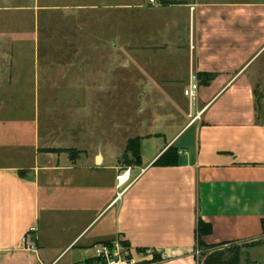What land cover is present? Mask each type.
<instances>
[{"label":"crops","instance_id":"crops-1","mask_svg":"<svg viewBox=\"0 0 264 264\" xmlns=\"http://www.w3.org/2000/svg\"><path fill=\"white\" fill-rule=\"evenodd\" d=\"M173 2L179 4L62 0L46 6L75 14L77 27L90 16L92 44L123 45L129 54L136 45L146 59L155 54L152 72L135 62L154 76L147 90L173 86L184 93L193 77L200 89L195 102L183 95L188 104L176 125L164 128L171 117L156 116L154 125L163 130L142 138L141 164L128 166L132 184L121 196L116 177L127 167L119 163L126 147L102 144L95 158L91 152L70 158L46 152L37 125L29 146L15 129L26 118L0 117L6 159L0 164V264H56L68 256L65 264H77L95 244L117 239L146 251L149 264H200L201 241L225 247L264 241V124L257 123L254 93L264 81V0H163ZM167 55L174 64L164 62ZM178 68L185 70L182 78L172 75ZM199 74L214 77L199 80ZM4 75L0 69V85ZM3 102L0 94V108ZM172 147L179 165L156 166ZM201 221L212 231L199 238Z\"/></svg>","mask_w":264,"mask_h":264},{"label":"rangeland","instance_id":"rangeland-1","mask_svg":"<svg viewBox=\"0 0 264 264\" xmlns=\"http://www.w3.org/2000/svg\"><path fill=\"white\" fill-rule=\"evenodd\" d=\"M61 1L0 0V52L5 53L4 59L0 58V69L5 71L0 85L4 97L0 117L26 118L21 121L22 128L15 124V129L23 132L19 134L29 146L34 145L37 125L46 152H64L70 158L91 152L95 158L102 144L122 151L125 147L127 150L131 140L142 142L143 137L160 128L154 125L156 116L171 117L164 128L176 125L172 123L179 117L183 119V109L188 104L183 88L147 90L146 84L154 76L136 68L135 62L148 68L147 72L154 71L155 54L146 59L140 58L136 45L129 54L123 45L114 49L107 43L92 44L90 16L83 17L77 27L75 14L46 10L47 5L59 6ZM94 24L97 27V21ZM115 31L121 33L119 29ZM113 52L114 57L110 54ZM168 57L171 56L163 57L164 62L174 64ZM182 69L169 72L182 78ZM256 90L262 108L260 115L264 117V81L259 82ZM108 136L110 139H106ZM5 163L0 154V164ZM119 163L127 170L136 160L125 151ZM115 241L131 249L136 258L145 260L142 257L147 255L146 251H134L121 239ZM69 258H61L56 264H65ZM249 261L264 264V247L242 256V264Z\"/></svg>","mask_w":264,"mask_h":264},{"label":"trees","instance_id":"trees-1","mask_svg":"<svg viewBox=\"0 0 264 264\" xmlns=\"http://www.w3.org/2000/svg\"><path fill=\"white\" fill-rule=\"evenodd\" d=\"M179 3H163V5H175ZM199 80L210 81L214 75L209 74H199L197 75ZM256 98V112H257V123L264 124V117L260 115L262 110L261 105L259 104V96L257 90H255ZM128 153H132L133 158L136 160L137 165L141 164V140L135 143L131 140L127 146ZM180 163L178 150L175 148L168 149L155 163L158 167H173L178 166ZM264 227V223H263ZM210 225L200 222L197 229V234L199 238L202 236L211 233ZM264 245V241H257L251 244H232L225 247V244L208 246L204 242L199 243L200 250L206 248H214L210 252H201L200 253V264H241L242 256L245 253V249L249 250L250 248L258 247Z\"/></svg>","mask_w":264,"mask_h":264},{"label":"built area","instance_id":"built-area-1","mask_svg":"<svg viewBox=\"0 0 264 264\" xmlns=\"http://www.w3.org/2000/svg\"><path fill=\"white\" fill-rule=\"evenodd\" d=\"M150 7L162 6L163 0H147ZM200 86L196 77H193L189 86L184 90V96L191 102H195L198 97ZM200 114L197 115V117ZM117 187L122 189L121 196L132 184L131 170H122L116 177ZM36 229L33 228L32 232ZM24 243H27V238H24ZM32 251H36L35 244L29 246ZM136 254L128 249L120 242L98 243L92 247V253H85L84 258L77 264H149L142 259H138Z\"/></svg>","mask_w":264,"mask_h":264}]
</instances>
